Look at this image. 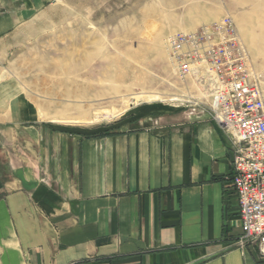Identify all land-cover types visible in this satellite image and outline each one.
Instances as JSON below:
<instances>
[{
    "label": "crops",
    "instance_id": "0c3cea01",
    "mask_svg": "<svg viewBox=\"0 0 264 264\" xmlns=\"http://www.w3.org/2000/svg\"><path fill=\"white\" fill-rule=\"evenodd\" d=\"M58 1L0 0V47ZM246 7L264 18V0ZM153 112L105 136L0 117V264H263L256 246L238 245L220 127Z\"/></svg>",
    "mask_w": 264,
    "mask_h": 264
},
{
    "label": "rangeland",
    "instance_id": "374dc122",
    "mask_svg": "<svg viewBox=\"0 0 264 264\" xmlns=\"http://www.w3.org/2000/svg\"><path fill=\"white\" fill-rule=\"evenodd\" d=\"M212 1V9L200 0L58 1L5 41L0 117L19 114L23 123L105 136L126 130L141 110L186 113L182 100L206 105L209 96L193 77L179 79L167 39L225 18L263 74L264 18L240 9V0ZM194 16L203 24L189 30Z\"/></svg>",
    "mask_w": 264,
    "mask_h": 264
},
{
    "label": "built area",
    "instance_id": "2783aa9c",
    "mask_svg": "<svg viewBox=\"0 0 264 264\" xmlns=\"http://www.w3.org/2000/svg\"><path fill=\"white\" fill-rule=\"evenodd\" d=\"M169 59L183 82L209 96L206 105L182 100L188 116L208 115L226 136L232 159L230 190L237 199L242 236L264 264V73L249 64L230 18L167 39ZM177 102H180L177 100Z\"/></svg>",
    "mask_w": 264,
    "mask_h": 264
},
{
    "label": "bare ground",
    "instance_id": "6f19581e",
    "mask_svg": "<svg viewBox=\"0 0 264 264\" xmlns=\"http://www.w3.org/2000/svg\"><path fill=\"white\" fill-rule=\"evenodd\" d=\"M139 97H141V96L133 97L132 100L135 101V100H136L137 98H139ZM173 101H174V100H173ZM80 118H81V117H80ZM72 119H73V118H72ZM72 119H71V120H72ZM75 119H76V118H75ZM77 120H78V121H74V122H75V123H76V122H82V121H83V118H82V119H77ZM61 123H62V122H61ZM214 123H215V122H214Z\"/></svg>",
    "mask_w": 264,
    "mask_h": 264
}]
</instances>
